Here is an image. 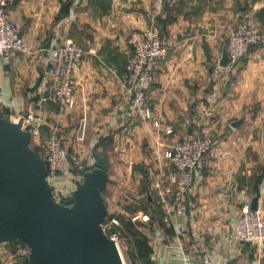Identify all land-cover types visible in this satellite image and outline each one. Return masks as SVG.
<instances>
[{"label": "crops", "instance_id": "obj_1", "mask_svg": "<svg viewBox=\"0 0 264 264\" xmlns=\"http://www.w3.org/2000/svg\"><path fill=\"white\" fill-rule=\"evenodd\" d=\"M8 15L21 27L29 50L15 51L8 61L0 57V115L29 123L24 115L35 102L41 119L34 124L47 135L60 121L66 145L87 168L96 165V150H107L108 207L123 211L124 188L138 202L141 181L148 179L156 189L157 181L174 180L165 145L185 136L193 117H201L203 131L213 135L190 193L170 212L160 206L152 210L155 217L143 211L152 217L145 223L151 251H134L136 264H203L205 254L212 264H264V245L229 237L248 196L254 200L259 193L264 212V40L236 65L217 64L215 58L227 44L220 46L222 36L240 21L264 36V0H9ZM155 22L172 45L159 63L148 104L174 125L171 136L144 120L122 83L131 32ZM69 38L88 51L74 73L76 103L69 109L40 104L50 58L46 46ZM143 163L149 169L144 175L136 169ZM23 259L15 243H0V264H24Z\"/></svg>", "mask_w": 264, "mask_h": 264}, {"label": "built area", "instance_id": "obj_2", "mask_svg": "<svg viewBox=\"0 0 264 264\" xmlns=\"http://www.w3.org/2000/svg\"><path fill=\"white\" fill-rule=\"evenodd\" d=\"M8 5L9 0H0V57L7 61L11 59L15 51L29 50L21 27L8 15ZM263 40V34L255 25L248 21H241L232 30L227 40L229 65H234L244 59ZM129 44L131 53L122 83L138 113L145 121L151 122L157 130L164 134L173 135L176 132L174 125L165 124L163 118L156 116L148 104V93L156 80L159 63L168 56L172 43L163 38L162 31L157 24H151L146 28L134 29L130 34ZM46 49L49 51L50 58L45 69L43 89L38 94V101L40 104L59 105L62 109L72 108L76 103L74 73L82 65L88 51L82 43L72 38L53 44ZM36 106L35 102L29 105L24 117L29 123L27 126L25 122L23 124L31 131L32 145L45 161L48 181L54 198L64 202L69 198L64 197L60 200L55 196L51 177H49L51 173L56 174L63 167L69 156L64 141L63 127L60 121L55 122L50 125V133L44 134L40 125L34 124L35 121L41 119L35 114ZM213 145L214 137L211 133L203 131L202 120L199 116L192 118L191 127L185 136L166 143L164 156L172 162L176 170L174 183H164L161 180L156 182L159 201L166 210L170 212L174 205L190 193L195 183L196 173L205 167ZM74 190H71L72 195ZM252 204L253 200L248 196L229 237L235 243L251 242L263 246L264 212L260 208L254 209ZM150 219L151 216L146 212L132 213L133 221L145 222ZM119 223L117 217L113 215L108 223L103 222V227L107 234L117 242L123 255L125 244L117 230ZM18 251L24 257L30 252V248L25 245ZM203 264H212L207 254L203 256Z\"/></svg>", "mask_w": 264, "mask_h": 264}, {"label": "water", "instance_id": "obj_3", "mask_svg": "<svg viewBox=\"0 0 264 264\" xmlns=\"http://www.w3.org/2000/svg\"><path fill=\"white\" fill-rule=\"evenodd\" d=\"M50 46L51 42L46 47ZM219 63H230L227 47ZM23 121L0 115V243L25 242L30 252L24 264H126L117 242L103 227L113 217L104 195L110 181L109 152L96 150L94 167H78L83 179L74 190V200L60 202Z\"/></svg>", "mask_w": 264, "mask_h": 264}, {"label": "rangeland", "instance_id": "obj_4", "mask_svg": "<svg viewBox=\"0 0 264 264\" xmlns=\"http://www.w3.org/2000/svg\"><path fill=\"white\" fill-rule=\"evenodd\" d=\"M240 22H238L237 25ZM156 23H158V22H155L153 24H156ZM232 30L230 31V34H231ZM230 34L225 33L222 36V38L220 39V43H219L221 47H222L221 44L225 43L228 40V37ZM221 47H220V50H221ZM215 58H216L217 64H219L218 62L220 60L219 59L220 56L216 55ZM236 64H234V65H236ZM25 126H27V123L25 124ZM168 136H171V135H168ZM64 141H65V138H64ZM66 147L68 148L69 156L66 158L63 167L56 174L51 173V175L49 177H51V183L53 184V187H54L55 196L59 197L60 200H63L64 197H68L69 200L73 201L74 196L72 195V191H71L72 187L74 185H76L77 181L81 182L83 179V176L80 173V171L78 170V167H86L87 165H84L85 163L82 161L81 157L76 155V153L78 154L77 151H71V149L67 145H66ZM136 169L138 170L139 174L141 173L143 175L145 173H148V171H149L148 164H146V163L137 165ZM175 172H176V170H175ZM175 176H176V174H175ZM174 180H175V178H174ZM174 180L172 181L173 183H174ZM114 182L115 181L110 182L111 187L113 186ZM126 184H128V183L127 182L122 183L123 186L125 185L124 187H126ZM123 186H122V188H123ZM153 186H151V184L148 183V179L145 182L141 181V183H138V185L136 186L137 187L136 190H138L137 194L141 196L139 198V200H137L138 202L131 201L130 198H128V197L131 196L132 191L130 190V191L126 192L124 190L125 189L124 188L123 189L124 191L122 190V192H120V194H119L120 196H122L120 199L123 198V204H124L122 206L123 211H118L117 209H115V206H113V205L108 207L109 211L113 215H115L120 222L118 227H117V230L119 231L118 233H119L120 237L122 238L123 243L125 244L124 245L125 247H123V256H124V260H125L126 264H136L135 258H134V251L136 253L137 244L139 242L142 243L144 241V239H146L147 234H146V224L145 223L151 221V219H152V217H151V219L149 221H145V222L144 221H133L132 220V213L135 211H146V212H149L152 214V210L155 209V211H156L158 209V206H160L161 208L163 207L165 209V207L159 201V195H157L158 193L156 194V192H158V190H156L157 188L155 189ZM155 186H156V183H155ZM128 188L130 189L131 186H128ZM149 196L151 197L150 198L151 200H149ZM154 197L155 198L157 197V198L154 199ZM134 199H137V198H134ZM157 199H158L160 204L157 202ZM110 208H111V210H110ZM155 211H153V212H155ZM108 222H109V219L106 220V223H108ZM10 242L15 243V247H17L18 250L20 247L27 245L25 242H23L21 240H15V241H10ZM132 247H134V248H132Z\"/></svg>", "mask_w": 264, "mask_h": 264}, {"label": "trees", "instance_id": "obj_5", "mask_svg": "<svg viewBox=\"0 0 264 264\" xmlns=\"http://www.w3.org/2000/svg\"><path fill=\"white\" fill-rule=\"evenodd\" d=\"M5 115V114H4ZM100 147V145H99ZM79 184V183H78ZM106 221V220H105ZM151 249L149 248V245L147 244V241L145 239V242L143 241L142 243H138L136 246V253L138 254H144V253H149Z\"/></svg>", "mask_w": 264, "mask_h": 264}]
</instances>
